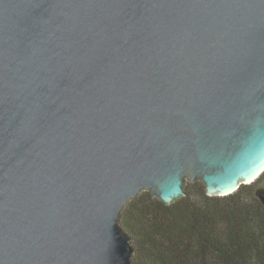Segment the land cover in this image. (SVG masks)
<instances>
[{
	"label": "water",
	"instance_id": "1",
	"mask_svg": "<svg viewBox=\"0 0 264 264\" xmlns=\"http://www.w3.org/2000/svg\"><path fill=\"white\" fill-rule=\"evenodd\" d=\"M263 172L264 0H0V264H132L142 192Z\"/></svg>",
	"mask_w": 264,
	"mask_h": 264
},
{
	"label": "trees",
	"instance_id": "2",
	"mask_svg": "<svg viewBox=\"0 0 264 264\" xmlns=\"http://www.w3.org/2000/svg\"><path fill=\"white\" fill-rule=\"evenodd\" d=\"M264 172L225 197H208L200 182L166 206L142 192L121 213L132 264H264Z\"/></svg>",
	"mask_w": 264,
	"mask_h": 264
},
{
	"label": "rangeland",
	"instance_id": "3",
	"mask_svg": "<svg viewBox=\"0 0 264 264\" xmlns=\"http://www.w3.org/2000/svg\"><path fill=\"white\" fill-rule=\"evenodd\" d=\"M121 227H122V225H121ZM123 228V227H122ZM124 229V228H123ZM125 230V229H124Z\"/></svg>",
	"mask_w": 264,
	"mask_h": 264
}]
</instances>
